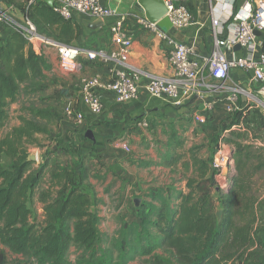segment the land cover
Instances as JSON below:
<instances>
[{"label":"trees","instance_id":"trees-1","mask_svg":"<svg viewBox=\"0 0 264 264\" xmlns=\"http://www.w3.org/2000/svg\"><path fill=\"white\" fill-rule=\"evenodd\" d=\"M4 1L24 12L41 34L71 44L70 20L62 18L53 6L40 2L27 8L26 0ZM47 67L42 51L19 31L0 37V264H7L4 247L36 264H67L73 245L82 250L77 264H116L113 251L99 246L101 218L92 210V198L83 189L84 173L78 174L70 166L48 167L45 161L35 167L37 162L30 159V145H39L36 135L49 131L35 119L51 123L50 112L36 110L34 118L21 117L20 125L2 134L8 107L18 100L24 85L42 78ZM249 115L248 108L227 115L223 126L234 137L232 157L238 174L233 184L220 190L213 160L192 149V163H183L187 173L193 167V173L186 177V190L172 188L155 207L158 235L146 237L138 252L149 255L165 247L174 253L177 264H264V197L263 193H252L255 172L264 169V146L246 142L245 133L235 130H252ZM255 158L256 171L248 173L247 165ZM46 167L50 179L39 193L44 217L37 223L30 202L47 175ZM219 207L223 210L220 218ZM129 245L127 236L116 242L121 263L131 257Z\"/></svg>","mask_w":264,"mask_h":264},{"label":"crops","instance_id":"crops-1","mask_svg":"<svg viewBox=\"0 0 264 264\" xmlns=\"http://www.w3.org/2000/svg\"><path fill=\"white\" fill-rule=\"evenodd\" d=\"M245 1L191 0L189 3L193 12V24L185 29L172 27L167 32L178 41L193 44L198 56H208L211 50L213 31L212 16H221V19L226 17L218 9L224 3L232 6L236 14ZM102 3L117 9L120 13L128 14L127 33L133 39L128 63L141 71V93L136 99L118 103L110 92L102 91L101 95L105 104L104 111L95 115L88 110L81 100L79 79L82 76L97 75L103 81H108L112 77L111 69L114 64L104 63L98 59L91 60L84 50L100 48L115 50L119 46L112 42L110 31L112 18L74 14L72 20L68 21L73 28L70 43L84 49L78 58L81 69L77 74H68L61 66L55 48L44 46L42 53L47 60L48 67L44 70L42 78L36 79L41 81L37 92L40 91L46 98L49 96L56 98L63 104L75 105L84 111L85 119L78 124L74 122L60 123L57 110L54 111L52 107L43 108L50 112L54 123H58L55 124L53 130L49 129L47 133V135H54L58 144H53L50 148L44 149L46 160L51 158L49 161L55 160V165L70 166L71 169L80 174L87 168V159L91 158L93 163H100L108 172L112 170L113 177H120L129 182L130 190H135L139 189L138 182L142 180L143 173H147L148 170L154 171L153 163L148 162L149 157L152 158V161L157 159L153 157V148H157V146L165 148V144L168 145L169 143L171 145L177 144L184 147L182 152H165L162 164L171 170L181 171L180 173L178 171L182 177L180 179L181 188L186 190V177L193 173V167L191 166L187 173L183 163L187 161L192 163L190 151L195 148L186 146L187 139H193L194 126L205 128L209 122L215 124L218 116L224 119L227 116L224 110V102L218 100L208 123L202 125L194 118L192 104L174 106L163 98L150 96L143 86L152 77L169 78L173 75L172 67L168 61L167 43L154 32L139 24L137 18L144 15L145 11L137 0H102ZM236 22L237 20L232 18L231 29ZM60 31L61 28L58 29V32ZM11 32L12 30H6L3 36ZM242 77L244 78V76ZM50 98L49 101H51ZM200 104V100L196 101V106ZM143 120L149 122L148 127H138L137 124ZM175 133H177L176 137L181 138L179 135L183 136L182 140L177 141L176 144ZM122 142L129 143L130 152L123 149ZM260 146H264V144ZM186 147L188 151H185ZM161 151L163 150L161 149ZM61 155L66 158L65 164H61L58 160ZM43 157L44 155H42ZM86 157L87 159H85ZM73 160H76V163ZM38 164L36 163L35 167H38ZM48 167H46V171Z\"/></svg>","mask_w":264,"mask_h":264},{"label":"built area","instance_id":"built-area-1","mask_svg":"<svg viewBox=\"0 0 264 264\" xmlns=\"http://www.w3.org/2000/svg\"><path fill=\"white\" fill-rule=\"evenodd\" d=\"M53 1L55 12L66 20H72L76 13L112 18V42L119 46L118 49L84 50L77 45L65 44L45 36L24 12L4 0H0V37L5 34V30L19 31L38 50L42 51L44 46L55 48L61 66L70 75L77 74L81 69L78 58L83 50L91 60L114 64L112 77L108 81H103L97 75L82 76L79 79L81 100L92 114L99 115L104 111L102 91L110 92L118 103L138 98L142 88L141 71L128 63L133 43L127 33L128 14L104 5L102 0ZM190 1L165 0L168 9L165 16L169 17L173 27L185 29L193 24ZM40 2L44 0H26V5L31 8ZM218 9L226 17L221 19V16H212L210 54L201 57L197 55L193 44L174 39L156 22L150 21L146 14L137 18L141 26L167 43L168 61L173 70L172 77H152L143 86L144 89L150 96L163 98L174 106L192 104L194 118L202 125L208 123L218 100L224 102L227 115L252 108V102L264 115V0H246L236 14L229 4L224 3ZM232 18L237 22L231 29ZM255 31L261 34L257 35ZM236 46H240V49L236 50ZM198 100L201 104L196 106ZM62 118L78 124L85 119V114L75 105L67 104ZM137 125L148 127L149 122L143 120ZM122 146L126 152L131 151L129 143L122 142ZM229 148L228 151H224V148L218 151L212 162L214 168L222 170L234 160V146ZM33 156L36 161L38 156Z\"/></svg>","mask_w":264,"mask_h":264},{"label":"rangeland","instance_id":"rangeland-1","mask_svg":"<svg viewBox=\"0 0 264 264\" xmlns=\"http://www.w3.org/2000/svg\"><path fill=\"white\" fill-rule=\"evenodd\" d=\"M40 84L41 81L36 80L22 87L18 100L8 107V118L3 127L2 134L9 132L11 128L15 126L20 125L21 117L34 118L33 113L36 110L43 108L48 109L52 107L54 111L57 110V117L59 121L61 120L60 123L68 122L62 118L63 110L68 103L63 104L56 98H50V96L49 98L51 101H49V98L43 96L40 91L37 92L40 88ZM250 106H252V108L248 109L250 110L248 120L251 123L252 130H248L247 127H236L235 130L245 133L246 142H250L254 144V146H260L258 143L264 144V119L258 112L254 102H252ZM217 119L218 120L215 124L209 122L205 128L194 126L193 139H187L188 142L186 146L195 147V152L206 159L214 160L221 148H224V151H228L230 146H234L235 148V145L232 142L234 137L231 135V131L223 130V126L227 121L226 117L221 119L218 116ZM35 120L43 125L46 124L51 130H53L56 124L54 121L48 123L47 120L38 117ZM176 134L177 133L174 134L175 137L177 136ZM163 135L166 134L163 133ZM179 136H181V138L176 137L175 144L177 141L182 140L183 136ZM36 138L38 139V144L40 146L30 145V158L35 155L38 156V159L35 162L39 163L45 161L49 167L54 166L55 160L49 161L51 158L46 160L44 149L46 150L50 148L53 144H58L56 140L57 138L51 134L47 135V133H40L36 135ZM228 139H230V141ZM183 148L184 147L181 145H171L170 143L168 145L165 144V148L158 146L157 148H153V157L157 159L152 161V158L149 157L148 162L151 161L153 163L154 171L148 170L147 173H143L144 176L142 177V180L138 182L139 189L135 190H130L129 182L122 180L120 177H113L112 170L108 172L105 167L100 165V163H93L94 161L91 158H85L87 159L86 162L88 164L86 165V170L83 171V189L88 192L92 198V210L101 218L99 223L101 242L99 246L103 249L113 251L116 264H177L174 253L165 247H158L149 255H142L138 250L142 244H145L146 237L152 236L155 238L158 235L155 226V207L161 204V200H165V196H168L169 190H172V188L175 190L182 189V183L180 180L182 177L178 174V171L179 173L181 171H177L176 169L171 170L169 167L162 164L164 161L163 154L165 152H182ZM161 149L163 151H161ZM61 150H64V148H61ZM185 151H188L187 147ZM42 155H44L43 158ZM233 159L234 160H231V163H227L222 170L215 168V171L217 172L216 179L218 180L217 186L220 190H225L228 186H231L234 178L238 174L236 159ZM58 160L61 164H65L66 158L61 155ZM8 161L9 159L5 157L4 163L7 164ZM257 161V158H255L248 163L246 168L248 173L256 171ZM73 162L76 163V160H73ZM50 164L52 165L50 166ZM49 172L48 169L43 183L36 189L30 202V206L33 210V220L37 223H41L44 217L43 205L39 201V193L40 190L47 185V181L50 179ZM252 180V193H263L264 197V169L255 172V176ZM136 199L138 200V204H136ZM219 210L222 211V216V208L219 207L218 211ZM262 214L264 217V210ZM136 219H138V221H136ZM126 236L130 243L129 252H131L129 254L131 257H129L124 263H121L119 261V252L116 249V242ZM140 239L142 240L141 243L138 242ZM4 248L7 251V264H36L33 260L21 255L13 254L7 247ZM81 253L82 250L79 247L76 245L71 246L66 257L67 264H77Z\"/></svg>","mask_w":264,"mask_h":264},{"label":"water","instance_id":"water-1","mask_svg":"<svg viewBox=\"0 0 264 264\" xmlns=\"http://www.w3.org/2000/svg\"><path fill=\"white\" fill-rule=\"evenodd\" d=\"M139 5L144 9L147 18L156 22L159 27L164 29L165 31H169L173 25L168 16H165L168 12L167 6L165 4V0H137ZM50 6H53V0H44ZM257 35H260L261 32L255 31ZM240 46H236V50H239ZM31 160H35L34 156H31ZM136 204H138V200L136 199ZM222 211L219 210L217 212L218 217H221Z\"/></svg>","mask_w":264,"mask_h":264}]
</instances>
